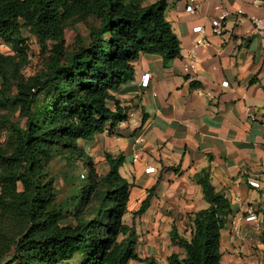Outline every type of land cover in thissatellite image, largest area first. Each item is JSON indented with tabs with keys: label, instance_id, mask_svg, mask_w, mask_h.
<instances>
[{
	"label": "trees",
	"instance_id": "obj_1",
	"mask_svg": "<svg viewBox=\"0 0 264 264\" xmlns=\"http://www.w3.org/2000/svg\"><path fill=\"white\" fill-rule=\"evenodd\" d=\"M140 2L0 0V43L14 52H0V108L19 112L18 122L4 121L8 138L0 143V264H161L139 257L138 234L124 221L133 188L120 173L125 155L106 153L108 171L99 174L79 144L115 133L128 121L134 107L115 93L133 81L142 55L163 57L165 67L181 57L167 0L145 8ZM71 24L84 25L87 35L69 52L65 31ZM24 30L47 56L44 69L29 78L23 74ZM55 155L68 168L80 160L88 169L86 182L72 183L63 200L49 175ZM193 180L208 207L189 217L190 239L173 227L171 242L184 256L174 253L168 263L222 264L232 202L213 186L209 169ZM150 200L149 195L135 216L145 214ZM261 227L264 246V222Z\"/></svg>",
	"mask_w": 264,
	"mask_h": 264
},
{
	"label": "crops",
	"instance_id": "obj_2",
	"mask_svg": "<svg viewBox=\"0 0 264 264\" xmlns=\"http://www.w3.org/2000/svg\"><path fill=\"white\" fill-rule=\"evenodd\" d=\"M167 3L166 17L181 41V57L165 67L163 57L142 55L134 64L133 81L115 93L123 105L134 107L115 132L125 137L116 136L123 151L113 154L125 155L124 177L134 184L124 221L136 232L140 224L150 221V230L165 229L168 237L161 241L171 244L173 227L183 235L188 218L208 207L193 177L209 169L213 186L225 193L234 209L222 244L232 230L240 241L243 237L236 227L258 230L245 220L249 208L257 211L261 225L264 222V29H256L253 23L257 19L264 24V0H197L194 13L186 11L189 0ZM217 8L232 14L223 36L211 29V21L220 14ZM238 10L244 12L241 23L236 22ZM196 26L205 29L200 36L206 44L200 47H196L200 36L193 32ZM190 62L193 69L187 73L184 66ZM145 73L151 75L148 88L141 86ZM225 82L228 86H223ZM134 130L145 138L157 169L148 175L140 165L138 180ZM131 170L134 183L127 175ZM251 180L259 181L261 187H252ZM149 195L147 211L135 216ZM234 261L228 263L222 257V264H240Z\"/></svg>",
	"mask_w": 264,
	"mask_h": 264
},
{
	"label": "rangeland",
	"instance_id": "obj_3",
	"mask_svg": "<svg viewBox=\"0 0 264 264\" xmlns=\"http://www.w3.org/2000/svg\"><path fill=\"white\" fill-rule=\"evenodd\" d=\"M23 34L25 36L26 44L28 46V60L27 64L23 69V74L26 78L37 75L45 67L47 56H44L41 52V48L38 44L36 37H34L29 30H24ZM87 35V29L82 24H71L67 27L65 31V40L68 47V51L72 52L73 50L79 47L80 39ZM53 43L49 44L51 47ZM0 52L4 55H14L12 48L7 45L0 43ZM10 120L12 122L19 121V112L15 110L14 107L8 105V107L0 108V143L4 144L7 141V130L4 129V121ZM129 129V128H127ZM109 130V129H108ZM132 138H137L139 134L137 131L131 132ZM118 136L117 133H110V135H97L96 138L88 143L80 142L79 144L86 150L88 155L92 158V161L96 167V170L99 174H105L108 171L105 155L106 153L118 154L122 152V145L120 144V139H116ZM121 138H125L118 136ZM123 154V153H121ZM124 155V154H123ZM117 156V155H115ZM126 164L120 169V173L124 176L126 173ZM137 165V180L139 179V167ZM141 168V167H140ZM142 169V168H141ZM140 169V170H141ZM143 170V169H142ZM50 178L55 179V187L59 191V200H63L68 196L71 184H79L86 182L88 177V169L83 161H76L73 166H67L65 160L59 156L55 155L52 158L50 163ZM131 181L135 178L133 177L132 170L127 173ZM134 186V184H132ZM154 191H152L153 194ZM136 217L131 218L135 220ZM129 221V219H128ZM191 220L188 218L186 222V227L183 228V236L190 239L191 230L193 231V225ZM151 222H145L140 224L137 241V253L142 258H155L161 264H169L168 258L175 253L176 249L173 244H167L161 241L162 238L167 239V231L156 232L155 230H150ZM243 229V228H242ZM232 230L229 235L224 236L222 244V253L228 263L233 262L235 259L238 260L236 263L240 264H264V246L261 240V234L263 227H260L258 230H239L243 239L239 241L237 239V232ZM226 235V234H225ZM180 249V248H179ZM184 256L181 254V257ZM235 262V261H234ZM233 262V263H234ZM137 264H144L137 262Z\"/></svg>",
	"mask_w": 264,
	"mask_h": 264
},
{
	"label": "built area",
	"instance_id": "obj_4",
	"mask_svg": "<svg viewBox=\"0 0 264 264\" xmlns=\"http://www.w3.org/2000/svg\"><path fill=\"white\" fill-rule=\"evenodd\" d=\"M197 0H189L190 4L186 6V11L188 13H194L197 10V6H195ZM158 3V0H141L140 5L142 8L149 7L152 5H155ZM220 10L219 16L214 18L211 21V29L212 33L216 36H223L226 31V24L229 19V17L232 15L230 12L226 10H221L220 8H217ZM236 22H243L245 20L244 18V12L242 10H238L236 13ZM253 23L256 27V29H264V24L261 20L254 19ZM193 32L197 35H202L205 33V29L203 26H196L193 29ZM206 44L205 39L200 36L196 41V47H200ZM196 61L195 55L192 56V63ZM190 62L189 64H185V72L189 73L193 69V65ZM151 75L149 73H145L142 76L141 80V86L144 88H148L150 84ZM223 86H228V83H223ZM216 98V96H212V98ZM136 145H135V151L133 154V163L139 164L145 168V173L148 175L155 174L157 172L156 167L153 166V162L151 158L148 155L147 152V143L143 136L139 135L136 139ZM249 184L254 188H260L259 181L251 180L249 181ZM263 212H264V206H263ZM246 222H253L257 225L258 229L262 226L259 217L257 214V211L254 208H249L247 211V216L245 217ZM237 231L240 230L239 227L235 228Z\"/></svg>",
	"mask_w": 264,
	"mask_h": 264
}]
</instances>
